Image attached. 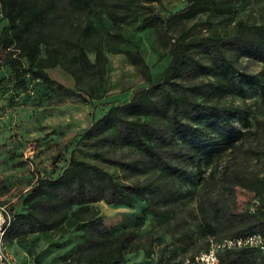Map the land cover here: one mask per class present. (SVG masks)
<instances>
[{"label":"rangeland","instance_id":"1","mask_svg":"<svg viewBox=\"0 0 264 264\" xmlns=\"http://www.w3.org/2000/svg\"><path fill=\"white\" fill-rule=\"evenodd\" d=\"M61 1L50 13L54 37L46 47L51 48L68 37L64 53L72 60L76 54L75 41L90 24L103 37V57L99 65L102 73L100 77L80 73L73 76L61 65L44 69L50 78L81 95L76 97L28 73L24 58L19 57L15 46L1 52L0 264H86L76 255L74 257L73 249L83 240V231L77 230L73 221L51 231L31 234L18 231L13 237L5 238L3 232L10 211L25 213L29 209L23 199L37 180L57 177L72 158L99 166L116 181L167 183L176 190L177 201L167 206L156 204L155 212L145 211L146 205L141 198L136 199L132 207L122 203L109 205L103 201L90 204V208L98 210L104 226L112 233L124 230L137 233L119 264H180L203 250L210 237L229 236L237 228L249 226L255 218H261L264 214L262 200L253 191L236 185L231 178L232 174L238 173L249 180L264 182V91L258 88L244 87L241 93L227 94L218 101L220 106L245 110L247 116H237L232 121V126L244 131L245 136L233 147L214 155L211 163H201L200 168L195 163H181L187 172L182 177H171L145 160L136 146L120 145L119 142L95 143L93 139L85 138V133L107 110L127 102L136 90L147 86L140 69L129 61L127 51L139 52L156 82L171 61V46L182 32L193 27L192 36L229 38L239 22L264 24V0H237L228 15L204 11L169 26L162 37L146 24L145 19L151 13L141 6L148 5L166 17L181 9L187 0L152 3H146V0H90L92 9ZM126 7H129L128 17L120 24L122 41L117 45L107 43L105 40L114 33L107 10L123 13ZM6 27L7 20L0 10V34ZM83 42L89 59L94 62L91 37ZM42 49H45L44 45ZM228 53L237 70L264 78L261 73L264 58L238 56L236 51ZM41 56L48 57V54L43 51ZM18 60L22 65L18 73H13L11 66L17 65ZM72 62L75 64V60ZM202 63L211 66L207 59H202ZM206 72L189 80L208 83L211 76L208 70ZM163 89L174 93L169 85L157 86L152 98L158 103ZM193 98L200 102H215V98L207 93ZM176 114L178 118L183 117L181 112ZM161 116L154 115L164 125L166 120ZM152 118L151 115L141 116L140 120ZM95 152H101L117 163L102 162L93 156ZM136 160H140L137 169L125 165ZM82 217H89V214ZM206 224L214 226L216 234H210ZM219 264H264V255L247 252L235 263L224 256Z\"/></svg>","mask_w":264,"mask_h":264},{"label":"trees","instance_id":"2","mask_svg":"<svg viewBox=\"0 0 264 264\" xmlns=\"http://www.w3.org/2000/svg\"><path fill=\"white\" fill-rule=\"evenodd\" d=\"M67 1L84 9L93 7L90 0ZM158 1L146 0V3ZM236 1L187 0L181 9L166 17H162L148 5L141 7L151 13L145 19L146 24L153 27L157 35L162 37L169 26H175L204 11L209 10L215 15H228ZM61 3V0H0V10L7 20V27L0 34V54L2 51H9L12 45L15 46L19 57L24 58L26 71L34 78L54 86L57 90L80 97L81 95L73 89L50 78L44 69L61 65L73 76L80 73L84 76L100 77L103 37L88 24L82 36L75 41L76 54L72 59L75 60V64L64 53L68 37L47 48L54 37L53 17L50 13ZM125 10L123 13L107 10L114 29V33L105 40L107 43L117 45L122 41L120 24L127 19L129 7ZM192 29L193 27L188 28L175 39L170 50L171 61L156 82L152 80L149 67L139 52L137 50L126 52L129 61L140 69L147 86L136 90L127 102L107 110L87 129L85 138L93 139L99 144L119 142L120 145L136 146L141 150L145 160L165 170L171 177L186 175L187 172L181 167V163H195L200 168L201 163H211L214 155L233 147L244 138L245 132L236 130L232 126V121L237 116H247L245 110L233 106H220L218 101L227 94L241 93L244 87L264 91V78L237 70L234 59L228 53L236 51L238 56L264 58V24L248 25L239 22L235 33L226 39L192 36ZM90 37L94 62L89 59L83 42V39L87 40ZM70 43L72 45V42ZM43 51L48 57L41 56ZM202 59H207L211 66L203 64ZM21 65V61L18 60L17 65L11 66L12 72L18 73ZM207 70L211 76L208 83L189 80L206 74ZM177 80H180L179 84ZM184 81L187 83L184 84ZM159 85L171 86L174 93L163 89L158 103L152 98V92ZM207 86L208 90L205 89ZM206 93L215 98L214 103H210L209 100L200 102L193 98L195 95ZM177 112H181L183 117L178 118ZM150 115L153 116L152 119L140 120L141 116ZM154 115H162L166 123L161 124ZM93 156L105 163H117L101 152H95ZM139 161L125 165L137 169ZM231 178L236 185L253 191L262 200L261 205L264 209V182L249 180L238 173L232 174ZM138 198L143 199L145 211L155 212L154 205L167 206L176 202L178 196L175 188L167 183L152 184L144 180L126 184L114 180L108 172L95 164L72 158L57 177L39 179L30 188L23 199L29 208L27 212H9V221L3 225L4 237H13L18 231L29 234L51 231L73 221L75 228L83 231V240L73 249L74 257L76 255V258H80L86 264H119L128 246L136 239L137 233L134 230L112 233L104 226L98 216V210L90 208V204L103 201L109 205L122 203L132 207ZM83 214H89V217L83 218ZM254 220L251 225L237 228L229 236L210 238L233 237L255 230L264 231V214ZM205 227L210 234H216L214 226L206 224ZM208 241L203 250H206ZM247 252L264 255L254 249L225 251L219 255V263L224 256L235 263ZM196 254L187 259H192Z\"/></svg>","mask_w":264,"mask_h":264},{"label":"built area","instance_id":"3","mask_svg":"<svg viewBox=\"0 0 264 264\" xmlns=\"http://www.w3.org/2000/svg\"><path fill=\"white\" fill-rule=\"evenodd\" d=\"M254 249L264 253V231L255 230L233 237L210 238L206 250L197 253L182 264H219V255L225 251Z\"/></svg>","mask_w":264,"mask_h":264}]
</instances>
